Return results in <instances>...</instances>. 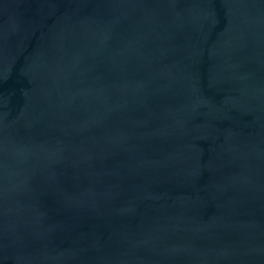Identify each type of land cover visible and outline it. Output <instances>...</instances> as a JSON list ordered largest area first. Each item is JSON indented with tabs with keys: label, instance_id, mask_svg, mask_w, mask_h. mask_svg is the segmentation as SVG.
I'll return each instance as SVG.
<instances>
[{
	"label": "water",
	"instance_id": "obj_1",
	"mask_svg": "<svg viewBox=\"0 0 264 264\" xmlns=\"http://www.w3.org/2000/svg\"><path fill=\"white\" fill-rule=\"evenodd\" d=\"M0 264H264V0H0Z\"/></svg>",
	"mask_w": 264,
	"mask_h": 264
}]
</instances>
